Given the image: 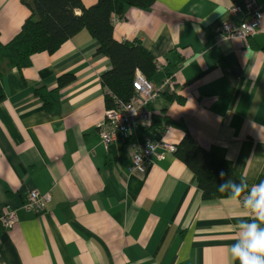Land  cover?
<instances>
[{
	"label": "crops",
	"instance_id": "crops-1",
	"mask_svg": "<svg viewBox=\"0 0 264 264\" xmlns=\"http://www.w3.org/2000/svg\"><path fill=\"white\" fill-rule=\"evenodd\" d=\"M237 1L126 5L114 14V35L141 38L163 64L150 108L181 122L166 125L165 138L177 144L190 129L251 190L264 182V17L250 45L224 37L221 21ZM29 13L22 0H0V41ZM98 46L84 27L55 51L33 53L31 64L0 70V219L9 205L19 213L11 227L0 220V264H240L231 246L244 237L240 220L254 216L240 195L205 198L194 170L172 151L146 171L129 170L135 142L151 133L141 124L102 141L101 75L111 59ZM67 72L74 79L60 86ZM168 76L173 90L161 89ZM31 188L51 193L40 213L21 206Z\"/></svg>",
	"mask_w": 264,
	"mask_h": 264
},
{
	"label": "trees",
	"instance_id": "trees-1",
	"mask_svg": "<svg viewBox=\"0 0 264 264\" xmlns=\"http://www.w3.org/2000/svg\"><path fill=\"white\" fill-rule=\"evenodd\" d=\"M22 1L30 8V13L9 41H0L1 71L31 64L33 53L43 50L53 52L64 40L86 27L99 40L98 51L111 59V66L101 75L107 91V106L116 105L117 99H130L135 91L133 82L138 70L150 79L157 73V58L141 38L120 40L114 35V14L123 16L126 5L149 7L156 0H95L90 4L84 0ZM77 8L81 11L77 12ZM227 59L223 58V61ZM73 79V72L64 73L59 78V85ZM166 93L170 98L179 97L175 93ZM42 95L47 107L51 108L54 101L43 92ZM153 114V123L147 129L181 124L165 111ZM174 153L194 170L205 198L229 196L227 192L221 193L218 190L222 182L221 172L225 173L223 179L243 182L247 185L244 192L250 190L247 181L237 174L231 161L203 146L190 129H186Z\"/></svg>",
	"mask_w": 264,
	"mask_h": 264
},
{
	"label": "built area",
	"instance_id": "built-area-1",
	"mask_svg": "<svg viewBox=\"0 0 264 264\" xmlns=\"http://www.w3.org/2000/svg\"><path fill=\"white\" fill-rule=\"evenodd\" d=\"M263 17L264 11L258 0H240L229 7V15L221 21L219 31L224 37L241 38L246 45H250L251 38L262 29ZM156 67L158 70L163 68L160 60H157ZM133 83L135 91L130 99H117V104L108 106L104 118L98 123L102 141L106 144L120 135L134 132L139 124L147 129L153 123L150 103L158 92L154 81L138 70ZM162 86L161 89L167 86L173 90L172 77L168 76ZM168 129L169 126L163 130L151 128V133L146 134L143 141L137 139L128 163L129 170L146 171L154 157L163 158L168 151H175L176 144L165 138ZM249 191L240 195L243 204ZM50 199V192L43 193L37 188H31L21 206L27 211L40 213L46 209ZM18 219V207L9 205L0 220L4 226L11 227Z\"/></svg>",
	"mask_w": 264,
	"mask_h": 264
},
{
	"label": "clouds",
	"instance_id": "clouds-1",
	"mask_svg": "<svg viewBox=\"0 0 264 264\" xmlns=\"http://www.w3.org/2000/svg\"><path fill=\"white\" fill-rule=\"evenodd\" d=\"M220 176L222 182L218 190L221 193L227 192L229 197H237L247 187L243 182L236 183L231 178L223 179L224 172H221ZM244 206L254 213V216L250 222L240 220L241 224L246 225L244 237L231 246V254L240 264H264V228L260 227L264 223V182L247 193Z\"/></svg>",
	"mask_w": 264,
	"mask_h": 264
}]
</instances>
